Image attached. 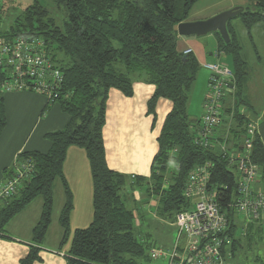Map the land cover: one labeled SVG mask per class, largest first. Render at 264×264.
Listing matches in <instances>:
<instances>
[{"label":"trees","instance_id":"1","mask_svg":"<svg viewBox=\"0 0 264 264\" xmlns=\"http://www.w3.org/2000/svg\"><path fill=\"white\" fill-rule=\"evenodd\" d=\"M199 0H55L62 5L66 16L59 23L48 8L35 0L13 17L6 29L0 28V135L7 125L3 83L9 80L14 66L7 64L13 56L3 49L12 48L19 40L36 41L47 65L44 79L51 85L50 94L33 88L37 76L20 80L30 85L20 92L44 95L50 103H59L70 120L61 130L46 134L51 143L47 152L25 151L18 155L16 164L28 161L32 172L19 191L0 208V238H8V223L36 198L43 200L39 222L32 231L35 245L20 264L40 260L39 247L43 244L52 222L54 187L60 180L66 203L60 215L63 228L61 245L67 240L73 195L64 174V164L70 147L85 150L93 181V217L90 224L75 230L66 264H146L151 261L149 244L137 233V214L127 207L131 190L143 189L157 200V214L175 219L179 212L189 210L192 202L184 195L190 173L195 168L210 166V187L229 222L231 243L223 248L226 258L236 257L243 249L239 217L233 204L238 195L240 172L231 165L229 149L204 147L197 140L201 118L191 113L190 96L201 65L192 50H181L177 25L189 18ZM248 7L239 14L251 35L257 23H264V0H246ZM1 9V7H0ZM1 14V12H0ZM2 21L0 18V26ZM230 41L219 32L218 52L231 56L230 66L235 78V105L223 107V122L216 134L219 143L233 144L242 150L245 127L249 122L240 107L248 79L247 62L242 58V45L228 22ZM14 53V52H13ZM187 55L184 59L183 56ZM58 71L54 81L52 72ZM154 85L148 101L147 114L157 119L156 106L160 98L173 104L158 135V150L152 160L149 177L128 176L111 169L107 163L103 130L106 124L107 101L111 89L125 96L134 94V78ZM19 92V91H18ZM55 94V95H54ZM228 100V99H227ZM226 100V101H227ZM225 101V102H226ZM227 115L229 119L227 120ZM230 138L224 139L221 128L228 125ZM224 124V127H223ZM214 139V138H213ZM215 141V143H216ZM223 141V142H222ZM234 142V143H233ZM229 153V154H228ZM259 173L264 174V144L255 134L250 153ZM16 166V165H15ZM10 168L8 177L14 170ZM8 172V171H7ZM174 222V221H173ZM245 238L251 240L252 234ZM227 261V260H226Z\"/></svg>","mask_w":264,"mask_h":264},{"label":"crops","instance_id":"2","mask_svg":"<svg viewBox=\"0 0 264 264\" xmlns=\"http://www.w3.org/2000/svg\"><path fill=\"white\" fill-rule=\"evenodd\" d=\"M236 6L245 8L248 7L249 4L246 0H199L192 7L189 18L186 21L207 19ZM178 38L181 50L185 52V50L191 49L192 53L197 57L201 67L204 66L205 63L213 62L227 64L228 59L231 58L228 57V55L226 58V54L218 52L215 33H210L202 37L193 35L180 36L178 34ZM231 62H233L232 58ZM133 88L134 94L131 97L125 96L117 89H111L109 92L106 124L103 130L106 158L109 167L115 171L124 173L128 176L136 175L149 177L152 160L158 150L157 138L173 104L166 98H160L156 106L157 119L155 123H153L152 116L147 114V104L155 90L154 85L148 83L146 80L136 77L134 78ZM4 97L7 125L0 135V183L8 178L10 168L17 165L16 161L19 154L25 151L47 152L51 147V143L47 139L46 134L63 129L70 120L69 115L63 112L59 103L55 102L48 105L49 101L47 97L39 93L19 91L5 93ZM243 99L246 100V104L244 103V105L241 106V112L247 115L249 122L253 121L257 123L256 133L264 144V107L253 109L250 101L245 97L244 92ZM234 105L235 97L234 95H231L226 101V107H233ZM245 106H248L253 111L248 112ZM192 114L196 115V112H193L192 110ZM226 118L228 120L229 116L227 115ZM228 125H230V123H228ZM223 131L224 130L221 128L219 133ZM221 136L224 139H228V129L225 134L221 133ZM224 144L226 145V143ZM75 148L76 147L74 146L70 147L67 152V158L64 164L65 178L67 179L75 176L82 179L85 170L90 179L92 174L91 176L89 175L90 172L87 164H85L84 167L72 168L67 173L69 169H67V167L69 164L66 165V162L71 155L72 157H75L74 153L76 151L78 152L76 149H81L79 147ZM77 161L79 160L77 159ZM82 168H84V170H82ZM256 187L264 190L263 173L262 175L260 174V177L256 182ZM143 188L140 187V189L131 190L132 188L129 185L126 188V192L128 194L132 192V195L138 200V198L146 192ZM88 195H92V205L90 201L89 210L87 209V212H84L82 208L80 214L76 211L74 214H71V226L77 221H85L86 225L81 226L87 227L92 220V179L89 192L87 193V196ZM146 195L149 200L154 198V203L157 206L156 197L154 195H148V193ZM55 201L54 187V203ZM64 201L61 205L62 208ZM34 203H36L34 206L30 203L21 213L8 223L6 227V235L8 238H0V264H20V261L28 255L30 246L33 245L32 231L41 217L43 200L39 199ZM27 211H29L28 215L26 214ZM135 213L138 217L140 216L139 213ZM84 217L85 220L83 219ZM238 217L243 248L244 244L251 247L253 242H259V244L262 245L264 243V217L261 219L250 218L243 215H238ZM53 221L51 222L45 240L41 245L42 262L35 264H66L64 256L62 257L46 249H61V240L64 234L61 225L59 226L60 231H58L56 242L50 243L49 237L51 235L50 231L53 226ZM139 224L140 222L137 220V225ZM250 233L252 234L251 240L245 238V235ZM63 251L65 252V250ZM239 251L240 250L238 249L236 253L238 254ZM229 256L230 257L226 258V264H229V262L234 259L231 255ZM255 260L258 263L264 262V258L260 254L256 255Z\"/></svg>","mask_w":264,"mask_h":264},{"label":"built area","instance_id":"3","mask_svg":"<svg viewBox=\"0 0 264 264\" xmlns=\"http://www.w3.org/2000/svg\"><path fill=\"white\" fill-rule=\"evenodd\" d=\"M1 42V41H0ZM37 42L19 39L12 48H5L13 56L7 64L14 66L10 71L9 80L2 84L5 91H23L30 87L20 79L25 76H37L33 88L48 91L51 96V85L44 79V71L50 65L46 64L44 56L37 48ZM191 49H187L188 54ZM14 52V53H13ZM210 71L208 91L203 102L200 131L197 142L204 147L219 146L225 149V144L217 142L216 134L223 122V107L225 101L234 94L235 80L228 65L222 63L205 64ZM54 81L58 79V71L52 72ZM55 95V94H54ZM257 123L249 122L245 127L242 150L229 154L231 165L240 172L238 180V195L233 207L237 215L261 219L264 217V190L256 187L260 177L257 166L251 160L253 139L256 134ZM214 138V139H213ZM216 141V143H215ZM32 172L28 161L17 164L10 176L0 183V208L6 200L13 197L22 182L30 177ZM211 173L208 164L199 166L190 173L184 195L192 202L189 210L175 215V226L178 237L172 249L164 250L151 248L149 254L152 259L163 257L167 264H226L223 248L231 243L228 235H223L229 228L226 214L218 202L215 188L210 185Z\"/></svg>","mask_w":264,"mask_h":264},{"label":"rangeland","instance_id":"4","mask_svg":"<svg viewBox=\"0 0 264 264\" xmlns=\"http://www.w3.org/2000/svg\"><path fill=\"white\" fill-rule=\"evenodd\" d=\"M34 1L35 0H0V7H1L0 18L2 21V25L0 26V28L6 29L10 25V22L12 21L13 17L18 15L26 6L30 5ZM38 1H40L43 5H45L48 8L52 17H54L59 23L63 21L66 14L64 7L62 5H58L55 2V0H38ZM231 23L242 45V58H244L245 61L247 62L248 79H247V85L246 87H244V95L250 101L253 109L262 108L264 107V23L260 22L254 25L253 28L251 29V35L248 32L247 28L245 27L241 16L237 15L233 17ZM225 57L227 58V55H225ZM213 63H217V62H213ZM205 64H210V63H205ZM205 64L199 70L197 80L192 88L191 96H190L191 113L192 110L193 112H196V115L195 114L194 115L197 118H201L203 115L204 112L203 102L208 91L210 71L205 67ZM227 64L228 66L229 65L232 66L231 58L228 59ZM245 108L248 112L253 111L248 106L247 107L245 106ZM228 128L229 125H225V127L222 128L224 130L222 133L225 134ZM224 147L225 149H229L231 153L236 152L235 146L233 144L227 145L226 143ZM76 150H78V152L80 153L76 151L74 153L75 157H72L71 155L69 160L66 162L67 163L66 165L69 164V166L67 167V169L69 168L67 173L72 168L84 167L85 164H87L90 172L89 175L91 176V171H90L91 168L86 153L82 148ZM77 159L80 162L77 161ZM82 170H84V168H82ZM91 179L92 177H90L89 179V176L86 174L85 170L82 179L75 176L66 179L73 195V207L70 213V217L71 214H74L75 211L80 214L82 208L84 212L85 211L87 212V209L89 210L90 201L92 205V198H91L92 195L87 196V193L89 192ZM146 194L147 193L145 192L144 195H141V197L138 198V200H136L135 196L133 195L129 196L126 200L127 207L139 213L140 215L137 218V220L140 222V224L137 225V233L139 235V238L146 244H149L151 248H160L164 250L172 249L178 237V229L174 224L175 219H170V218L164 219L161 216L158 217L156 214L157 207L154 203V198L149 200ZM39 199H41V197H38V199L36 198L32 202L33 204L32 206H34V204H36L34 202H37V200ZM55 199L56 201L53 207L54 216L52 215V221L53 220L54 221L50 231L51 235L49 237L50 243L56 242L58 231H60L59 229L60 220L58 222V218L60 219V215L63 209L61 205L63 204L64 200H65L64 204L66 203V195H65L64 187L60 180H57L55 183ZM58 206L61 207L62 209L59 208ZM28 212L29 211H27L26 213L27 215L29 214ZM83 219L85 220V217ZM81 225H86L85 221L83 222L77 221L76 223L73 224V226H71L70 223L67 240L64 243V245H61V249L59 248L60 250H53L51 248L50 249L46 248V249L62 257L64 256L67 262L66 259L68 256L67 251H69L70 249L72 237L75 230L78 228L86 227ZM33 245L35 244L33 243ZM251 245L252 246L249 247L246 244H244V248L238 252L236 257H234V259H232L229 262V264H264V262L258 263L255 260L257 254H260L264 258V243L260 245L259 242H253ZM38 247H39L38 254L40 256V260L35 261L33 264L42 262L41 261L42 248L41 245ZM63 250H65V252ZM146 264H167V262L163 257H161L158 259H151V261L147 262Z\"/></svg>","mask_w":264,"mask_h":264},{"label":"water","instance_id":"5","mask_svg":"<svg viewBox=\"0 0 264 264\" xmlns=\"http://www.w3.org/2000/svg\"><path fill=\"white\" fill-rule=\"evenodd\" d=\"M241 12H243V8L236 6L207 19L184 21L177 25V33L180 36H205L210 33L219 32L224 40L229 42L228 22ZM183 58L186 59L187 55H184Z\"/></svg>","mask_w":264,"mask_h":264}]
</instances>
